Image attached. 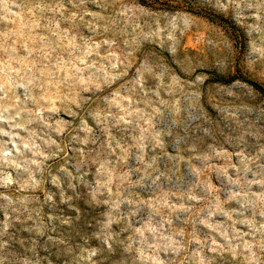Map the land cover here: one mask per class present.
<instances>
[{"label":"rangeland","instance_id":"obj_1","mask_svg":"<svg viewBox=\"0 0 264 264\" xmlns=\"http://www.w3.org/2000/svg\"><path fill=\"white\" fill-rule=\"evenodd\" d=\"M241 77L264 0H0V264H264Z\"/></svg>","mask_w":264,"mask_h":264},{"label":"trees","instance_id":"obj_2","mask_svg":"<svg viewBox=\"0 0 264 264\" xmlns=\"http://www.w3.org/2000/svg\"><path fill=\"white\" fill-rule=\"evenodd\" d=\"M220 18H222L223 20H227L225 17L221 16ZM235 25H233L234 27ZM235 78V75L232 76H224V75H220V74H216L215 75V80L218 82H228L231 81ZM242 80H245L247 82H249L254 88H256L257 90H259L260 92L264 93V87L261 86L260 84H258L257 82L251 80V79H247L246 77H241Z\"/></svg>","mask_w":264,"mask_h":264}]
</instances>
